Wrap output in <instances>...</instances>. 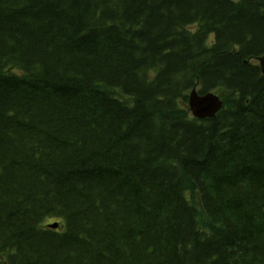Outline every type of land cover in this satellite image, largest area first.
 Wrapping results in <instances>:
<instances>
[{
    "label": "trees",
    "instance_id": "16d2710c",
    "mask_svg": "<svg viewBox=\"0 0 264 264\" xmlns=\"http://www.w3.org/2000/svg\"><path fill=\"white\" fill-rule=\"evenodd\" d=\"M263 53L264 0H0V264H264Z\"/></svg>",
    "mask_w": 264,
    "mask_h": 264
},
{
    "label": "water",
    "instance_id": "95a60500",
    "mask_svg": "<svg viewBox=\"0 0 264 264\" xmlns=\"http://www.w3.org/2000/svg\"><path fill=\"white\" fill-rule=\"evenodd\" d=\"M262 70L264 71V57L260 59ZM189 102L193 114L197 117L212 116L214 112L220 108L221 102L218 97L211 93L197 95L193 90L189 95ZM57 223L49 224L51 228H56Z\"/></svg>",
    "mask_w": 264,
    "mask_h": 264
},
{
    "label": "bare ground",
    "instance_id": "6f19581e",
    "mask_svg": "<svg viewBox=\"0 0 264 264\" xmlns=\"http://www.w3.org/2000/svg\"><path fill=\"white\" fill-rule=\"evenodd\" d=\"M188 109H189V111H190V113H191V115H192L193 117L198 118L197 116H195V115L193 114V112H192V110H191V105H190L189 100H188ZM198 119H204V118H203V117H200V118H198Z\"/></svg>",
    "mask_w": 264,
    "mask_h": 264
},
{
    "label": "rangeland",
    "instance_id": "374dc122",
    "mask_svg": "<svg viewBox=\"0 0 264 264\" xmlns=\"http://www.w3.org/2000/svg\"><path fill=\"white\" fill-rule=\"evenodd\" d=\"M210 39V38H209Z\"/></svg>",
    "mask_w": 264,
    "mask_h": 264
}]
</instances>
